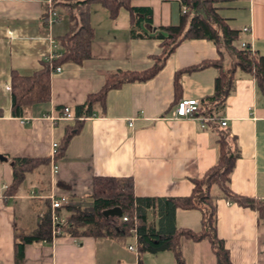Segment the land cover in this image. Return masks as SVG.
Returning a JSON list of instances; mask_svg holds the SVG:
<instances>
[{
  "label": "crops",
  "instance_id": "crops-1",
  "mask_svg": "<svg viewBox=\"0 0 264 264\" xmlns=\"http://www.w3.org/2000/svg\"><path fill=\"white\" fill-rule=\"evenodd\" d=\"M131 6L151 12L141 24L147 33L179 23L183 0H132ZM218 15L254 54L264 57V0H223ZM93 30L91 59L64 63L50 74V101L31 105L21 118L11 114V75H31L41 61L60 53L58 38L69 31L70 21L56 10L51 24L42 22V0H0V264H16L15 243L40 230L50 211L52 197L64 196L69 208L91 206L94 177L131 178L135 197L171 199L189 197L194 181L202 179L218 160L217 135L207 125L211 119L224 129L239 149L230 175V190L264 203V87L249 75L235 73L234 90L225 105L199 120L175 119L173 110L184 98L201 101L214 92L217 70L206 68L183 74L175 88L176 72L203 61L215 60L217 51L206 40L180 44L151 80L124 84L110 90L104 108L97 107L70 139L62 157L53 159L52 145H61L74 126L75 107L98 93L108 75L139 72L153 66L161 54L160 40L131 38L129 13L121 8L115 19L100 4L82 8ZM249 34H240L246 28ZM48 39L55 41L50 45ZM69 108L73 119L63 118ZM226 126L221 127L220 121ZM58 150V148H57ZM1 157L6 158L5 161ZM12 159H47L26 176L15 197L3 194L13 179ZM53 165L58 175L52 173ZM214 194L219 195L214 188ZM216 230L229 251L232 264H264V219L257 211L219 197L215 201ZM160 205L155 204L157 212ZM161 209V208H160ZM66 211V210H65ZM158 213V212H157ZM159 216V213H158ZM155 214V222L160 219ZM174 225L201 230V214L176 209ZM126 239L62 235L54 241L26 244L19 264H175L163 250L141 256ZM185 264H216L206 240L181 241Z\"/></svg>",
  "mask_w": 264,
  "mask_h": 264
},
{
  "label": "trees",
  "instance_id": "trees-1",
  "mask_svg": "<svg viewBox=\"0 0 264 264\" xmlns=\"http://www.w3.org/2000/svg\"><path fill=\"white\" fill-rule=\"evenodd\" d=\"M132 0H53L52 9L63 10L70 21L69 31L59 37V55L53 59L41 61V69L31 75H11V114L21 118L31 105L44 104L50 101V74L60 65L70 62L77 65L91 59V40L93 30L87 22V14L83 7L92 3L100 4L109 13L110 19H115L121 8L125 9L131 20V38H154L160 40L161 54L152 57L153 66L139 72L118 71L107 76L102 89L87 97L83 105L75 107L73 127L65 132L61 145L54 159L63 156L70 139L80 130L83 121L92 116L97 107L104 108L105 98L110 90L119 89L124 84L143 83L151 80L164 67L169 56L185 41L206 40L217 51L215 60L203 61L197 65L182 69L175 73V88L181 75L206 68L217 70L214 81V92L209 98L201 101L197 116H211V113L222 108L229 95L234 90L235 73L240 70L254 79L259 88L264 87V57L254 54L245 44L241 49L234 45L239 38V32L232 30L219 15L217 5L223 0H183L186 13H181L179 23L174 26L157 28L152 33L142 30L141 24L147 21L151 12L143 8L131 6ZM48 21V8L42 18L44 25ZM210 129L217 135L218 160L206 175L194 181V188L189 197L171 199L138 198L134 195L131 178L117 179L110 177H94L92 180L91 206L86 209L66 207L68 224L62 235L104 237L126 239L132 236L130 231L136 229L137 252L156 253L167 250L173 254L175 264H185L181 241L188 239L194 242L206 240L210 243L216 264H232L229 251L223 240L217 235L216 206L217 198L222 197L230 203L243 208L257 211L264 219V203L253 198L234 194L229 187L230 175L239 157V149L233 139L224 129H217L215 119L207 122ZM3 161L6 158L1 157ZM47 159H12L13 179L6 188L3 197H15L26 176L38 166L48 164ZM214 188L219 195L214 194ZM160 205L158 213L153 206ZM119 208L122 216H128L127 222L121 217L105 218L103 212ZM161 208V209H160ZM176 209L196 210L201 214V230L193 232L177 229L174 225ZM160 218L155 222L153 217ZM34 242H52L50 234L49 215L40 230L28 236H23L15 243L16 264L22 258L24 245ZM139 264H143L140 260Z\"/></svg>",
  "mask_w": 264,
  "mask_h": 264
},
{
  "label": "built area",
  "instance_id": "built-area-1",
  "mask_svg": "<svg viewBox=\"0 0 264 264\" xmlns=\"http://www.w3.org/2000/svg\"><path fill=\"white\" fill-rule=\"evenodd\" d=\"M45 7L48 8V24H51L54 19L56 18L57 14L52 9L53 0H42ZM187 8L183 6L181 8L182 13H186ZM250 28L246 27L244 28L240 34H249ZM50 45H55V41L52 39H48ZM245 47V43L240 44V48L243 49ZM55 57H50L49 59H53ZM60 71V68L57 67L54 72L58 73ZM199 101L197 99H188L184 98L177 102V104L174 107L173 110V117L175 119H193V120H199L203 124L204 120L203 118H200L197 116L198 110H199ZM63 118L65 119H73L72 114L70 112L69 108L63 109ZM220 126L225 127L226 122L220 121ZM58 145L53 144L52 145V151L51 156L54 159V155L57 152ZM58 167L53 165L52 173L54 176L58 175ZM68 206V202L66 200V197L59 196V197H52L50 200V211H49V222H50V234L52 241L57 239L58 237L62 236L64 228L67 226V212L66 207ZM129 219L128 216H121L122 222H127ZM132 236L135 238V241L137 243V236H136V229H132L130 231ZM128 249L132 252H137V247L135 245L129 246ZM136 264V263H133Z\"/></svg>",
  "mask_w": 264,
  "mask_h": 264
},
{
  "label": "water",
  "instance_id": "water-1",
  "mask_svg": "<svg viewBox=\"0 0 264 264\" xmlns=\"http://www.w3.org/2000/svg\"><path fill=\"white\" fill-rule=\"evenodd\" d=\"M103 216L105 218H109V217L120 218L122 216V212L119 208H113V209H109V210L104 211Z\"/></svg>",
  "mask_w": 264,
  "mask_h": 264
},
{
  "label": "rangeland",
  "instance_id": "rangeland-1",
  "mask_svg": "<svg viewBox=\"0 0 264 264\" xmlns=\"http://www.w3.org/2000/svg\"><path fill=\"white\" fill-rule=\"evenodd\" d=\"M63 11V10H62Z\"/></svg>",
  "mask_w": 264,
  "mask_h": 264
}]
</instances>
